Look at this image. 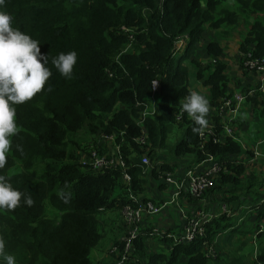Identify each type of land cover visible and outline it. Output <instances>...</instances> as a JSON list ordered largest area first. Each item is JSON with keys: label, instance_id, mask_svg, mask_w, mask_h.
I'll return each instance as SVG.
<instances>
[{"label": "trees", "instance_id": "1", "mask_svg": "<svg viewBox=\"0 0 264 264\" xmlns=\"http://www.w3.org/2000/svg\"><path fill=\"white\" fill-rule=\"evenodd\" d=\"M234 1L216 5L206 0L202 6L201 0H5L0 10L13 16L12 27L40 42L53 72L44 90L16 105L20 130L13 137L12 149L22 171L7 175L11 162L0 169V175L8 177L12 187L24 194L15 210H0V236L5 238L6 251L16 257L17 264H91L90 252L102 237L99 214L134 204L132 196L138 201L148 200L144 197L140 159L144 154L153 159L166 149L169 124L185 127L182 139L168 149L175 158L193 155L185 170L205 159L193 130L198 125L187 121L186 116L182 121L175 120L180 99L188 94V69L182 63L195 50L205 25L218 27L222 21L232 24L234 30L240 25L247 27L248 31L241 34L242 49L253 42V55H264V0ZM118 2L123 5L117 7ZM217 7H221V17L215 24L210 19ZM247 19L251 21L249 26ZM121 25L134 30V41L120 30ZM184 35L186 46L174 57V42ZM127 45L133 47L132 52ZM214 46L210 45V50L219 54ZM73 50L78 54L77 63L72 78L65 79L51 61L57 54ZM215 59L204 81L213 99L233 93H225L226 65ZM106 68L113 71V77L106 74ZM197 76L203 77L204 72L198 70ZM154 80L159 82L156 112L141 123L136 104L148 100ZM247 101L253 105L251 112L257 106L264 109V93L260 90ZM118 104L122 107L117 108ZM85 119L91 120V129L100 128L106 136L114 135L131 176L128 185L122 182L118 170L95 172L74 163L64 164L65 131L81 128ZM254 119H259L257 114ZM142 127L148 142L140 146L135 139L143 134ZM26 135L31 143L28 154L22 155L13 144ZM206 148L214 155L242 151L240 144L231 140L222 145L208 144ZM229 170L230 174L218 177L220 182L242 184L243 163L231 165ZM157 171L173 173L172 166L164 162L155 166L152 174ZM161 181L167 184L162 178ZM254 186L249 180L242 189L258 196L264 186ZM29 195L34 201L31 206L24 203ZM182 196L191 198L184 192L179 198ZM225 217L212 219L205 237L189 243L175 244L163 234L160 241L170 243L171 250L151 253L149 257L145 238L140 234L133 253L140 264H214L205 256V242L211 243L226 227ZM180 231L181 228L177 232ZM115 245L122 250L119 242ZM111 256L116 263L119 255ZM133 256L126 264H134ZM228 264H264V251L257 260L234 256Z\"/></svg>", "mask_w": 264, "mask_h": 264}, {"label": "built area", "instance_id": "2", "mask_svg": "<svg viewBox=\"0 0 264 264\" xmlns=\"http://www.w3.org/2000/svg\"><path fill=\"white\" fill-rule=\"evenodd\" d=\"M120 30L128 36L129 41H134V30L126 25H121ZM187 43V35L179 37L174 42V54L183 51ZM130 47L129 45L127 46ZM254 45L249 48L247 52L243 54L244 58L238 62L239 67L245 70L247 73H251L255 76L252 84L248 87H242L244 89H238L233 91L232 94L225 97L218 98L216 100H211L209 116H207L208 124L201 131L197 132L198 136V148L201 152L205 154V159L195 166L187 168L184 173L175 177L171 171L162 172L161 178L167 184H173V192L171 199L163 201L162 203H155L152 200L138 201L136 196H132L134 204L127 203L120 209V214L122 218L123 225L126 228L124 236L120 239L119 243L122 246V250L119 249L117 245H113L111 253H117L119 255L118 260L115 264H126L129 257L133 256L134 264H140L136 255L133 253L136 247V240L138 236L142 233V224L146 217L158 216L166 207L170 204L176 203L177 198L184 192L188 196L194 199H201L206 192V190L212 185L213 181L217 179L222 172H226V161L222 156H215L207 152L206 146L208 144L222 145L228 140L237 142L240 144L243 154L235 157L233 163H251L255 161L261 155V146L264 143V136L259 139L252 140V127L247 126L242 128L244 133L250 134L252 141H247L241 136V130L237 121L240 117V110L248 97L252 96L257 90L264 93V55L256 56L253 55ZM106 74L109 77H113V71L111 69H105ZM157 81L155 85L153 82ZM152 82L153 92L148 96L149 100L146 102H137L136 107L140 109L139 121L143 123L147 116H153L156 112L155 96L157 94L158 80ZM248 83H243L242 86ZM186 98V97H185ZM185 98L180 100V107L175 114V120L177 122L182 121L183 117L186 116L190 118L186 112L182 110V104L185 102ZM242 119L250 120L248 115ZM198 127H200L198 125ZM143 134L135 139L136 143L143 146L147 140V134L142 127ZM262 135V134H261ZM259 135V137L261 136ZM113 140L115 149L111 150L110 153L100 152L96 147H90L87 151V155L80 157V163L83 165L85 170L90 171H106V170H118L121 175V180L126 185L129 184L131 176L128 172V166L125 160L121 157L119 153V145L114 140V135L106 136ZM246 157V160L244 159ZM141 168H143V176L147 177L152 174V169L155 166H159L158 163L150 169L149 157L144 154L140 159ZM205 165L204 168L198 170L197 167L200 165ZM159 173V171H157ZM238 205V204H237ZM264 206V194L259 196L251 207L242 204L240 206L243 211H251L257 213ZM237 207H229L226 204L222 205L220 212L215 213L206 209L197 208L191 213H183L181 222V231L172 232L167 229H162L155 226L146 229L148 234L151 236L160 237L165 234L173 239V243H189L194 239L201 237L204 238L206 235V226L212 219L223 215L225 213L236 212ZM182 210V208H181ZM182 211H186L183 209ZM264 230V218L258 232ZM258 242L256 237L253 239L252 256L257 260L260 255V251L257 248ZM212 247L209 243L205 242V256L210 259V255L207 249Z\"/></svg>", "mask_w": 264, "mask_h": 264}, {"label": "crops", "instance_id": "3", "mask_svg": "<svg viewBox=\"0 0 264 264\" xmlns=\"http://www.w3.org/2000/svg\"><path fill=\"white\" fill-rule=\"evenodd\" d=\"M204 2L205 0H202V3ZM250 22L251 21L249 19L246 20V24L248 26L250 25ZM206 26H208V24L205 25L204 30L201 34L200 40L195 45V50L190 55L188 60H185V66L188 68V80H187L188 94L183 96L181 99L187 97L192 92V91L190 92V90L188 89V86L190 84H192V87L190 89L192 90L196 89L193 83L195 81H197L195 83L200 82V80L199 82L198 80H196L197 74H198L199 60L204 59L209 55H213L211 62H214V60H216L215 58L217 57L218 59H221L226 65V71H225V75H226L225 93L226 94H229L232 91L241 89L242 87H248L249 85L252 84V81L255 78L253 74L247 73L245 70L239 67V64L237 61V51H238V48L242 49L241 44L243 41L242 36L241 35L238 36V34L241 33L240 32L241 27H239L237 30H233L232 35H224L223 33L220 32L221 31L220 29L214 28V30H212L210 24H209L208 29H206ZM239 41L241 42L238 43ZM210 45H213V46L216 45L214 46V48L219 49V54H214L216 53V51H211ZM252 46H253V42L247 46L248 48L247 50L242 49L243 54L247 52L249 48H251ZM180 53L182 52H179V54ZM178 55L175 54L174 57ZM204 71L207 74V72L211 71V67H207ZM229 71H232V72H229ZM246 82L248 84L245 86H242V84ZM204 93H205V96L208 97L209 101L213 99L210 93V89H206ZM218 98H221V96H219ZM148 100H149V97H148ZM214 100L216 99H213V101ZM155 103H157L156 98H155ZM209 105H211V103ZM119 106L122 107L121 105L118 104L117 108H119ZM252 108H253L252 104L248 103V101L245 102L243 106L241 107L240 117L244 118L245 116L248 115L250 121H255L254 117L256 113H254L253 111L251 112ZM209 112H211V108ZM208 116H209V113H208ZM187 121H190V123L194 122L191 120V118H188ZM178 128H181L179 132L180 137H181V135L183 136L185 134L184 133L185 127L178 125ZM144 131L146 133L145 128H144ZM252 131L257 133L255 126H252ZM99 145L100 147H97V148L102 152L110 153L111 150L115 149L113 140L109 137L108 138L106 137V139L100 141ZM240 153H241V149L237 153L215 154V156H222V158L226 161V165L224 166L226 167L227 170L226 172H222L221 175H227L231 173L229 170V167L231 165L236 164V163H233L232 161H234L235 157L239 156ZM241 154H243V152ZM164 158L165 160H168L169 162L161 161L160 156L158 155L155 157V159L159 160V163L164 162V163H167L170 167L172 166V169H173L172 174H174L175 177L181 176L185 168L188 167V165L190 164L189 162H185V161L180 162L176 158L173 159V157L168 159L165 156ZM189 159L190 161L192 160L191 158ZM244 159L245 161H247L246 157H244ZM198 163H195L192 166H195ZM204 167L205 165L203 164V165L198 166L197 169L201 170ZM243 168H244V172L241 175V177L244 181L241 182L242 184L221 183L219 178H217L213 181L212 185L206 190L205 194L203 195L201 199L192 200L189 197H183V196L179 199L177 198L176 203H173L175 206V211H176V214L174 216L171 215L172 211L168 205L166 207V210L163 211L160 215L146 217L142 224V233H141V235H143L141 238H145L144 240L145 248L151 249V244L153 243V241H156V239H151L153 237L147 236L148 231H146V229H149L152 226L156 225L159 228L167 229L172 232H177L181 228L183 213L192 212L193 210L197 208H206L209 211L218 213L220 212L222 205H224V204L220 205L221 203L218 204V202L221 200L227 201V202H222L227 205V203H233L234 201H243L247 197L253 198L255 201L259 196H262L264 194V187L258 190L260 192L258 196H253L250 193V191L252 190L245 191L242 188L244 184L248 183L249 180L251 181L252 184L255 185L254 187L258 186V184H261L262 186H264V152L261 153L260 158L258 157L255 161L251 163L243 162ZM150 176L151 174L144 178L145 179L144 197H146L148 200H153L155 203L170 200L172 192H173V188H174L173 184L168 183L165 185L162 183V181L160 182L156 178H150ZM148 184H149V187L147 186ZM241 205L238 204V207H237L238 209H236V212L223 214L227 218H230L231 220L230 221L225 220L227 225L225 228L221 229L223 230L222 231L223 233H219L220 231L217 232V234L215 235L214 242L216 238L218 237V239H220L221 242L222 241L224 242L223 247H232L233 249H236L243 244L241 249L237 251L238 255H240L239 257H241L244 260H247V259L254 260L252 256L254 237H256L257 242H258V245H257L258 250L261 251L262 249H264V230L258 232L260 224L262 223L263 218H264V206L257 213H255L254 216H253L254 212H251L252 217H253L252 222H247L245 227H242L243 224L245 223L244 215L242 214V212H246V211H243V209L240 208ZM245 205L247 206V204ZM229 207H232V206H229ZM181 208L185 209L186 211H182ZM239 209H241V212ZM212 243L213 241L209 244L211 245ZM158 245L160 246V244ZM166 252L167 250H165V253ZM151 253L153 254L154 250H152L150 254ZM148 257H147V260H148ZM183 259L186 260L187 257H184ZM231 259L232 257H229L227 261H225L224 264H228L231 261Z\"/></svg>", "mask_w": 264, "mask_h": 264}, {"label": "clouds", "instance_id": "4", "mask_svg": "<svg viewBox=\"0 0 264 264\" xmlns=\"http://www.w3.org/2000/svg\"><path fill=\"white\" fill-rule=\"evenodd\" d=\"M5 0H0V9ZM13 16L0 10V169L8 163V153L12 147V137L19 132L16 105L31 100L45 89L53 75L48 66L47 55L41 52L40 42L18 28L12 27ZM76 51L61 52L51 63L61 77L71 79L77 63ZM157 81L153 82L155 85ZM183 112L196 125V132L207 126L210 110L209 101L199 91H192L182 104ZM24 194L13 188L9 178L0 175V210H15L21 204ZM31 206V195L24 198ZM0 264H17L16 257L6 251V240L0 236Z\"/></svg>", "mask_w": 264, "mask_h": 264}, {"label": "rangeland", "instance_id": "5", "mask_svg": "<svg viewBox=\"0 0 264 264\" xmlns=\"http://www.w3.org/2000/svg\"><path fill=\"white\" fill-rule=\"evenodd\" d=\"M213 2L216 5L229 3V2L235 3L234 0H213ZM88 3H89V0H88ZM205 4H206V0L204 3H202V0H201V5L205 6ZM122 5H123V2L117 3V7H121ZM232 7H234V5ZM219 8H221V7H217V13H212V16L210 19L211 23L216 24L218 22L219 18L221 17L220 14H218ZM231 25L232 24H230L226 21L220 22L217 25L218 27H214L212 24H210L212 30H214V28L220 29L221 30L220 32L223 33L224 35H232V33H233L232 31L234 30V28H231ZM208 27H209V24H208V26H206V29H208ZM239 27H241L240 28L241 33H239L238 36H240L241 34L246 33L248 31L247 27L240 25L237 27V29ZM240 42L241 41H239L238 43H240ZM244 49L247 50L248 48L245 47ZM132 50H133V47L130 48L131 52H132ZM180 52H182V51H180ZM178 54H179V52L176 53V55H178ZM212 58H213V55H209L206 58L199 60L198 70L203 71L204 76L201 78H199L197 76L196 80H198V82L200 80V82L195 83V82H197V81H195L193 83L194 86L196 87V89H194V90L199 91V92L203 93L204 95H205V93H204L205 90L210 89V87L208 85H206V83L204 82L206 77L209 76V75L207 76V74L205 73L204 70L207 67H213L210 64ZM243 58H244L243 51H242V49L238 48L237 61L239 62ZM182 65H184V67H185V61L182 63ZM229 72H232V71H229ZM191 87H192V84H190L188 86V89L190 90V92L194 91V90L190 89ZM242 89H244V88H242ZM206 98L208 99V97H206ZM209 104H210V101H209ZM119 108H121V107L119 106ZM253 112L256 113L257 116L259 117V119L257 121H250L247 119L244 120L242 118H239L237 121V124L239 125L241 133H242L241 136H242V138H245L247 141H252L255 138L259 139V138L264 136V109L262 107H260L258 109V106H257V108L255 110H253ZM90 122H91V120L85 119L81 128H78L75 130H66L65 131L64 140L66 142V148H65L66 157L64 159V164L74 163L79 168H82L83 170H85L83 168V165L80 163V157L87 155V151L90 147H100L99 142L106 139V135L101 131L100 128H97L96 130L91 129ZM251 125L255 126L256 130H257V133L252 131V134L254 136V137H252V140H251L250 134H246L242 130V128L247 127V126H251ZM180 130H181V128H178L177 123L169 124L167 126L166 149L162 150V151L159 150L160 152H157V155L160 156L161 161L169 162L168 160H165V158H164L165 156L168 159L171 157H173V159H174L176 157V156H172L171 153H169L168 149L173 148L174 144L178 143L182 139L183 136L181 135V137H180V134H179ZM93 131H95V132H93ZM259 135H261V136L259 137ZM12 142H13V137H12ZM30 143H31L30 138H29V136L26 135V136H23V137L17 139L14 142L13 146H14L17 153H20L22 155H27L29 148H30ZM260 148H261V153L264 152V143L262 144V146ZM192 156L193 155L189 154L184 158H181V159L176 158V159L179 160L180 162H183V161L189 162L190 161L189 158H191ZM149 160H150V166H149L150 169L153 168L156 163H159V160L155 159V157H153V159L149 158ZM172 160H170V161H172ZM8 162H11V163L6 168L5 172L7 175L18 174L22 171L21 164L18 162L17 156L14 154L12 147H11L10 152L8 153ZM86 171H88V170H86ZM161 175H162V172L157 173L156 175L151 174L150 178H156V179H158V181L161 182ZM147 186L149 187V184ZM235 197H237V196H235ZM194 200H197V199H194ZM222 202H227V201L221 200L218 202V204H220V203H221L220 205L225 204ZM254 202L255 201L253 198L247 197L243 201H234L233 203H227V206L238 207V205H237V203H238L239 205L247 204L248 207H251V205ZM169 208L172 211L171 215L174 216L176 214L174 204H170ZM120 209L119 210H111V211L106 210L103 213L99 214V219L101 222L102 237H101L100 241L93 247V249L90 252L89 258H90L91 264H100V263H104V262H111L113 264L115 263V257L111 256V249H112L113 245H115L116 242L120 241V239L124 236V234L126 232V228L122 222ZM201 209H204V208H201ZM239 210L241 212V209H239ZM242 214L244 215V219H245V223L243 224L242 227H245L247 222H252L253 217H252L251 211H249V210H247L246 212H242ZM47 215L52 216L49 213ZM225 220L230 221L231 219L225 217ZM222 231L223 230H220L219 233H223ZM111 237H112V239H111ZM150 237H153V236H150ZM151 239H156V241H153V243L151 244V249L154 250V253H160L162 250H167V251L171 250V244L170 243L162 242V241H160V238L156 237V236H154ZM214 239H213V243L211 244L212 247H209L207 249V252L211 256L210 260L214 264H224L225 261H227V259L229 257L233 258L234 256H240V255H238L237 251H239L241 249L243 244L241 246H239L238 248L233 249L232 247H223L224 242L223 241L221 242L220 239H218V237L216 238L215 242H214ZM158 244H160V246ZM144 248H145V246H144ZM151 249L145 248V253H147L148 256L151 255L150 254V252H152ZM262 250H264V249H262ZM261 251H260V255L262 254ZM254 260H256V259H254Z\"/></svg>", "mask_w": 264, "mask_h": 264}]
</instances>
